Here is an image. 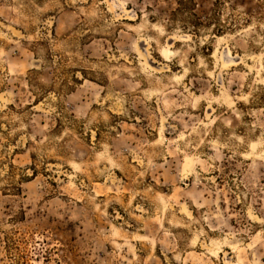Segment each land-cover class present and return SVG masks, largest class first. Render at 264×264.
<instances>
[{
  "label": "rangeland",
  "instance_id": "rangeland-1",
  "mask_svg": "<svg viewBox=\"0 0 264 264\" xmlns=\"http://www.w3.org/2000/svg\"><path fill=\"white\" fill-rule=\"evenodd\" d=\"M0 264H264V0H0Z\"/></svg>",
  "mask_w": 264,
  "mask_h": 264
}]
</instances>
